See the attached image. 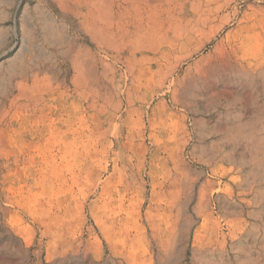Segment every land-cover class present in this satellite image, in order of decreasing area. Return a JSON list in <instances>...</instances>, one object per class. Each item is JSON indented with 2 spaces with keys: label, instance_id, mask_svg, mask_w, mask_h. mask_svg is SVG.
I'll return each instance as SVG.
<instances>
[{
  "label": "bare ground",
  "instance_id": "6f19581e",
  "mask_svg": "<svg viewBox=\"0 0 264 264\" xmlns=\"http://www.w3.org/2000/svg\"><path fill=\"white\" fill-rule=\"evenodd\" d=\"M44 1L42 38L58 55L35 50L28 21L21 36L24 52L0 66V119L8 118L0 123V169H9L23 143L39 140L44 132L57 136V125L70 129L81 118L94 121L103 134L142 106L141 123L120 141L121 154L140 149L147 155L146 140L155 148L151 156L167 151L168 144L175 148L168 156L182 164V172L174 167L170 173L167 205L174 208L205 172L197 191L198 223L191 226L188 220L182 228L183 253L193 264H231L227 257L232 264H264V247L256 239L257 222L264 228V221H248L264 216V144L258 134L264 132V0ZM204 19L216 20V44L202 54L215 38L202 43ZM215 58L216 91L235 88L231 96L229 89L226 98L216 97V107L239 103L240 109L225 112L227 130H216L215 152L193 147L201 154L196 161L188 142L191 130L201 127L196 118L203 111L187 105V85L207 73ZM243 111L249 115L245 121L240 120ZM242 143L251 147L249 162L234 159ZM196 163L206 170L196 169ZM214 192L220 193L212 204ZM216 204L217 218L212 215ZM210 221L224 222L225 231Z\"/></svg>",
  "mask_w": 264,
  "mask_h": 264
},
{
  "label": "rangeland",
  "instance_id": "374dc122",
  "mask_svg": "<svg viewBox=\"0 0 264 264\" xmlns=\"http://www.w3.org/2000/svg\"><path fill=\"white\" fill-rule=\"evenodd\" d=\"M45 7L44 0H0L1 67L24 52L26 41L21 36L29 28L28 21V30H34L35 50L58 55L56 48L42 38L40 13ZM202 23V43L215 37L202 51L205 54L216 44V20L204 19ZM212 60L210 64L214 65L208 72L187 85V105L194 111H203L196 118L201 127L191 130L188 142L196 161L201 154L193 147L202 148L206 154L215 152L214 144L220 139L216 130H227L225 112L237 114L240 109L239 103L216 107V97L226 98L229 89L231 96L235 88L221 87L216 91V58ZM260 104L264 125V96ZM244 106L248 110L247 104ZM142 108L115 120L103 134L94 121L80 118L70 129L57 125L61 127L53 132L57 136L44 132L39 140L15 149L9 169H0V264H193L190 256L183 253L182 228L188 220L191 226L198 223L197 191L206 180L205 172L191 192L182 187L184 192L174 208L167 205L170 173L174 167L179 174L182 172V164L168 156L175 148L168 144L167 151L151 156L155 148L146 140L147 155L140 149L134 154H121L120 141L141 123ZM248 117L243 111L240 120ZM7 120L0 119L1 125ZM258 134L264 144V132ZM236 151L234 159L251 161V147L242 143ZM200 164L196 163L195 168L206 170ZM219 193H212V204ZM212 215L219 216L217 204L216 215ZM248 221H264V216ZM210 222L225 231L224 222ZM257 225L256 239L264 247V228L259 222ZM168 242L171 246L166 249ZM227 258V263L232 264V257Z\"/></svg>",
  "mask_w": 264,
  "mask_h": 264
}]
</instances>
